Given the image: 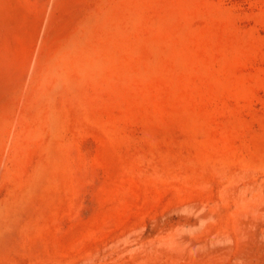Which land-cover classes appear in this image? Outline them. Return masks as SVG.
Listing matches in <instances>:
<instances>
[{
    "label": "rangeland",
    "instance_id": "obj_1",
    "mask_svg": "<svg viewBox=\"0 0 264 264\" xmlns=\"http://www.w3.org/2000/svg\"><path fill=\"white\" fill-rule=\"evenodd\" d=\"M0 264H264V0H0Z\"/></svg>",
    "mask_w": 264,
    "mask_h": 264
}]
</instances>
